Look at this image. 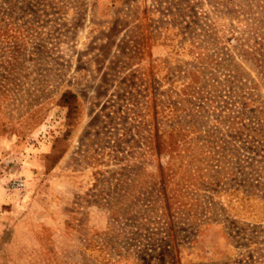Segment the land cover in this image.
<instances>
[{
    "label": "rangeland",
    "instance_id": "rangeland-1",
    "mask_svg": "<svg viewBox=\"0 0 264 264\" xmlns=\"http://www.w3.org/2000/svg\"><path fill=\"white\" fill-rule=\"evenodd\" d=\"M189 1L195 28L172 0H0V264H264L249 153L176 98L241 81L230 116L264 115V0Z\"/></svg>",
    "mask_w": 264,
    "mask_h": 264
},
{
    "label": "trees",
    "instance_id": "trees-1",
    "mask_svg": "<svg viewBox=\"0 0 264 264\" xmlns=\"http://www.w3.org/2000/svg\"><path fill=\"white\" fill-rule=\"evenodd\" d=\"M176 4L175 8H178L177 11L170 14L169 16H172L174 19V22H177L182 17H189L191 20L189 21V24L192 25V27H196V15L190 16L188 13H190L192 10L191 8L194 7V1L190 2L189 0H172ZM180 1L182 3H180ZM184 5L183 7H180V5ZM178 6V7H177ZM199 18V17H197ZM205 18V17H203ZM213 22L206 23L204 26L210 27L212 26ZM180 29L179 33H182L186 27L179 26ZM211 29V28H210ZM209 30L207 28H203L202 33L208 32ZM186 32V31H185ZM210 33V32H209ZM200 34H196L193 36V40L191 42V45L194 46V48L200 49L199 43L195 38H198ZM209 35V34H208ZM5 37V30L0 26V41L3 43ZM234 39H237L235 37ZM238 45L241 43L239 42V39L237 40ZM242 51H246V54L248 52V49H245L243 47H240ZM264 51V50H263ZM257 51L254 50V54ZM252 54V53H250ZM197 58H199L200 62L205 61V54L197 51ZM241 56V55H240ZM256 56V55H255ZM263 57V58H262ZM261 59H256L259 65V67L262 69L264 73V54L262 55ZM243 59H246V57H241ZM221 63V61H218ZM234 64H236V61H233ZM205 69L202 68L201 70ZM200 70V72H202ZM235 74H230L228 77L233 79L238 78L239 73L235 70H233ZM227 82H229V79H227ZM232 83V82H229ZM218 84V85H217ZM211 86L214 84L211 83ZM217 85V93L216 96L213 98H210V92L209 89H207V84L204 82L203 84L196 85L192 88L183 89L182 93L177 94V101L178 104L182 103L186 105L187 107H190L192 111L194 112H202L204 109H208L209 107H213L211 110L214 113L215 122L217 125H228V127H231L235 135L237 136L236 139L239 140L241 146L245 148V150L249 153L248 154V162L250 164V171L249 175L245 179V187H246V193L251 196H258L259 192H263L264 197V184L262 181H260V178L263 174V168L261 166H257L259 163L264 162V115L261 114L260 111L257 113L253 112V118L254 122L253 124H249L246 121L239 120L240 116H230V114L234 111L232 110V104H234L235 100L241 103L242 107H246L247 103V97L243 94V91L240 90L244 85L240 81V86L234 87L232 84H226L222 80H216ZM183 94H185L184 97ZM74 98V95L70 92H64V94L61 97V103L62 105L66 106L68 108V114L72 110L71 101ZM204 101V102H203ZM210 103V104H209ZM212 103V104H211ZM208 111V110H206ZM190 115H195L192 113H189ZM178 125H184L186 127V130L189 129V127L194 126V123L191 122H179L175 123ZM180 130H183L180 129ZM183 135V133H181ZM261 167V168H260ZM169 264H177L175 259L171 257V260L169 261Z\"/></svg>",
    "mask_w": 264,
    "mask_h": 264
},
{
    "label": "built area",
    "instance_id": "built-area-1",
    "mask_svg": "<svg viewBox=\"0 0 264 264\" xmlns=\"http://www.w3.org/2000/svg\"><path fill=\"white\" fill-rule=\"evenodd\" d=\"M23 186V182L21 180H13L9 183V188L16 189Z\"/></svg>",
    "mask_w": 264,
    "mask_h": 264
}]
</instances>
